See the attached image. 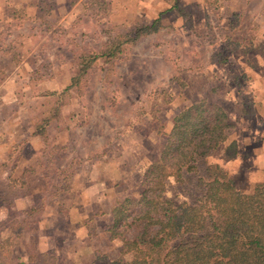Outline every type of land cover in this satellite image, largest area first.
I'll return each instance as SVG.
<instances>
[{"label":"rangeland","instance_id":"obj_1","mask_svg":"<svg viewBox=\"0 0 264 264\" xmlns=\"http://www.w3.org/2000/svg\"><path fill=\"white\" fill-rule=\"evenodd\" d=\"M30 2L34 10L10 9L9 17L0 18V243L13 241L5 264L25 262L30 242L39 248L43 198L51 204L64 195L75 198L72 183L82 162L116 160L127 147L129 163L141 165L130 181V194L139 196L144 173L165 142L161 127L168 132L174 118L197 100L220 104L236 126L211 163L242 193L264 182L262 121L252 118H264V90L254 87L251 72V55H264V0ZM162 13L157 34L123 45L109 63L98 60L71 86L81 56L104 52L116 38ZM224 60L231 64L220 66ZM243 110L247 116L238 118L235 112ZM47 119L43 138L32 137ZM233 141L235 157L227 150ZM28 144L39 148L31 159L44 178H35L31 189L12 176L18 153ZM30 193L37 207L32 213L16 203ZM165 198L184 200L173 178L166 182ZM113 242L96 254L117 259L121 243Z\"/></svg>","mask_w":264,"mask_h":264},{"label":"trees","instance_id":"obj_2","mask_svg":"<svg viewBox=\"0 0 264 264\" xmlns=\"http://www.w3.org/2000/svg\"><path fill=\"white\" fill-rule=\"evenodd\" d=\"M163 14L116 38L104 52L81 56L71 86L98 60L109 63L121 54L123 45L157 34ZM235 114L241 118L248 113ZM48 123L49 119L38 127L37 136L43 138ZM164 127L160 157L145 171L140 195L118 201L112 210L113 222L106 232L111 241L121 243L118 258L110 260L97 253L91 264H264V182L252 193H242L210 161L236 130L229 113L204 98L180 112L171 130L166 132ZM227 150L234 151L231 157H235L237 143L233 141ZM170 178L184 199L180 204L165 198ZM12 246L11 237L0 243V264H5L4 252ZM28 248L31 253L19 264L56 263L54 255L41 253L34 243Z\"/></svg>","mask_w":264,"mask_h":264},{"label":"crops","instance_id":"obj_3","mask_svg":"<svg viewBox=\"0 0 264 264\" xmlns=\"http://www.w3.org/2000/svg\"><path fill=\"white\" fill-rule=\"evenodd\" d=\"M10 9L31 11L35 7L30 0H0V18L9 17ZM11 19L13 21L14 17ZM249 55H244V58L248 59ZM251 56L254 87L264 90L262 86L264 55L256 52ZM260 99H264V95ZM252 118L253 122L262 121L259 133H264V118L259 119L257 115ZM168 128L171 130L172 125ZM32 137L38 138L36 135ZM35 142L36 139L33 143ZM122 151L116 160L105 158L102 162L98 160L82 162L72 183L75 198L64 195L53 204L50 203L49 197L43 198L45 201L41 204L44 211L38 222V249L41 253L54 255L57 258L56 264H89L91 254L95 255L98 250L103 251L101 250L103 245L106 247L114 243L106 232L113 222L112 210L118 201L135 196L130 194L132 191L130 181L134 171L138 174L141 171L139 160L129 163L124 154L127 147L124 146ZM134 153L137 155L138 149H134ZM39 154L36 145L31 147L28 144L18 153L17 163H14L12 168L13 178L18 183L22 181L29 189L32 188L35 178L44 179L36 172L39 164L33 163L31 159ZM32 197L34 196L31 193L27 194L16 203L25 204L23 210L32 213L37 209L36 201ZM67 223L69 228L66 227ZM33 236L35 235L32 234L31 237Z\"/></svg>","mask_w":264,"mask_h":264}]
</instances>
